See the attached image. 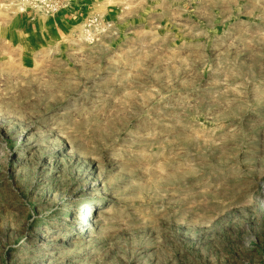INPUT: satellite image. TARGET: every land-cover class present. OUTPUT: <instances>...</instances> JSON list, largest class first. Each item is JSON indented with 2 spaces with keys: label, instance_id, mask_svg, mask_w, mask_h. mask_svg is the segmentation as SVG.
Listing matches in <instances>:
<instances>
[{
  "label": "rangeland",
  "instance_id": "1",
  "mask_svg": "<svg viewBox=\"0 0 264 264\" xmlns=\"http://www.w3.org/2000/svg\"><path fill=\"white\" fill-rule=\"evenodd\" d=\"M54 8L0 0V264H264V0Z\"/></svg>",
  "mask_w": 264,
  "mask_h": 264
},
{
  "label": "built area",
  "instance_id": "2",
  "mask_svg": "<svg viewBox=\"0 0 264 264\" xmlns=\"http://www.w3.org/2000/svg\"><path fill=\"white\" fill-rule=\"evenodd\" d=\"M23 2H28L31 5H39V6H44V10L49 11L50 7H56L54 10H56L59 7V3L62 0H22ZM68 0H64L66 2ZM56 5V6H55Z\"/></svg>",
  "mask_w": 264,
  "mask_h": 264
},
{
  "label": "bare ground",
  "instance_id": "3",
  "mask_svg": "<svg viewBox=\"0 0 264 264\" xmlns=\"http://www.w3.org/2000/svg\"><path fill=\"white\" fill-rule=\"evenodd\" d=\"M90 208H91V206H89V209H90ZM93 208H94V207H93ZM90 212H91V211H90ZM88 223H89V222H88ZM91 224H92V223H91ZM87 225H88V224H87ZM91 226H92V225H91ZM78 227H79V226H78ZM90 229H91V228H90ZM92 230H94V229H92ZM92 230H91V231H92Z\"/></svg>",
  "mask_w": 264,
  "mask_h": 264
}]
</instances>
